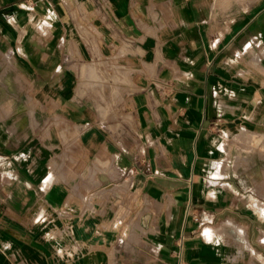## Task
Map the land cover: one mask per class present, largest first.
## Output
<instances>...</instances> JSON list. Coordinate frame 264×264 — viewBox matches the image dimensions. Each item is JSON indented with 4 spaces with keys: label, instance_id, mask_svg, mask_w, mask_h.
<instances>
[{
    "label": "crops",
    "instance_id": "1",
    "mask_svg": "<svg viewBox=\"0 0 264 264\" xmlns=\"http://www.w3.org/2000/svg\"><path fill=\"white\" fill-rule=\"evenodd\" d=\"M179 262L264 264V0H0V264Z\"/></svg>",
    "mask_w": 264,
    "mask_h": 264
},
{
    "label": "built area",
    "instance_id": "2",
    "mask_svg": "<svg viewBox=\"0 0 264 264\" xmlns=\"http://www.w3.org/2000/svg\"><path fill=\"white\" fill-rule=\"evenodd\" d=\"M179 264H183V263L179 262Z\"/></svg>",
    "mask_w": 264,
    "mask_h": 264
},
{
    "label": "bare ground",
    "instance_id": "3",
    "mask_svg": "<svg viewBox=\"0 0 264 264\" xmlns=\"http://www.w3.org/2000/svg\"><path fill=\"white\" fill-rule=\"evenodd\" d=\"M254 135H255V134H254ZM256 136H257V135H256ZM256 136H255V137H256ZM250 143H251V142H250ZM251 144H252V143H251Z\"/></svg>",
    "mask_w": 264,
    "mask_h": 264
}]
</instances>
